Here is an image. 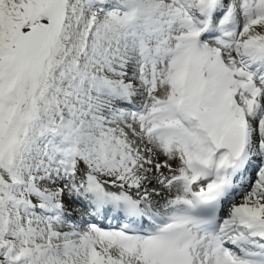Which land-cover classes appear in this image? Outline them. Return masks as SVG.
I'll return each mask as SVG.
<instances>
[{
  "label": "snow or ice",
  "instance_id": "obj_1",
  "mask_svg": "<svg viewBox=\"0 0 264 264\" xmlns=\"http://www.w3.org/2000/svg\"><path fill=\"white\" fill-rule=\"evenodd\" d=\"M0 264H264V0H0Z\"/></svg>",
  "mask_w": 264,
  "mask_h": 264
}]
</instances>
